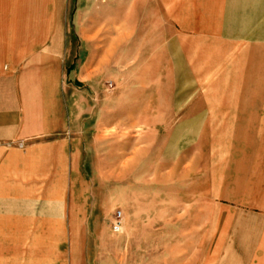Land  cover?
Here are the masks:
<instances>
[{
    "label": "rangeland",
    "instance_id": "1",
    "mask_svg": "<svg viewBox=\"0 0 264 264\" xmlns=\"http://www.w3.org/2000/svg\"><path fill=\"white\" fill-rule=\"evenodd\" d=\"M191 1L32 0L17 150L39 164L35 146L81 141V174L66 153L48 188L64 194L63 218L86 217L63 243L84 264H233L247 241L250 219L232 199L249 179L264 185V4H242L252 9L237 12L241 30L221 36L219 0ZM29 168L33 188L44 184Z\"/></svg>",
    "mask_w": 264,
    "mask_h": 264
},
{
    "label": "crops",
    "instance_id": "2",
    "mask_svg": "<svg viewBox=\"0 0 264 264\" xmlns=\"http://www.w3.org/2000/svg\"><path fill=\"white\" fill-rule=\"evenodd\" d=\"M185 2L189 4V0ZM246 3L264 4V1L219 0L216 6L212 5L211 9L218 12L215 26L219 35L230 27L241 30V16L236 15L242 9H252L251 5L249 8L242 6ZM186 10L188 14L192 8H186L184 13ZM231 11H234L232 23L227 22ZM198 26H202L201 22ZM205 37L207 42H215L210 38L216 36ZM32 45V0H0V264H84L80 249L73 254L72 248L63 249V243L66 235L71 239L80 236L79 230L84 224L81 220L86 217L80 216V211H73L63 218L60 212L64 208V194H54L55 191L48 188V170L60 169L66 153L70 155L68 170L81 174L80 152L73 147L79 148L81 141L75 143L74 138H58L55 142L35 146V149H41L39 164L22 162L17 150L16 70L18 60L28 57ZM54 148H57L60 160L49 161V150ZM28 167L45 172V183L40 180V185L33 188L25 173ZM252 181L249 179L239 191L236 192L235 187L233 191L232 201L244 204L243 215L246 213L250 219L247 241L239 246V252H234V255L239 253V258L235 255L233 264H264V185L258 187ZM75 182L73 179V187ZM71 202L73 204V197ZM69 219L76 222L67 229Z\"/></svg>",
    "mask_w": 264,
    "mask_h": 264
},
{
    "label": "built area",
    "instance_id": "3",
    "mask_svg": "<svg viewBox=\"0 0 264 264\" xmlns=\"http://www.w3.org/2000/svg\"><path fill=\"white\" fill-rule=\"evenodd\" d=\"M122 219H123V215L122 212L120 210H117L114 213L112 222H111V230L113 233H119L122 230Z\"/></svg>",
    "mask_w": 264,
    "mask_h": 264
}]
</instances>
